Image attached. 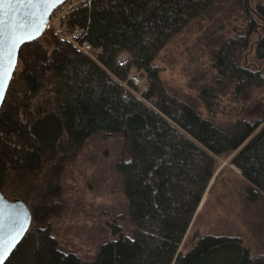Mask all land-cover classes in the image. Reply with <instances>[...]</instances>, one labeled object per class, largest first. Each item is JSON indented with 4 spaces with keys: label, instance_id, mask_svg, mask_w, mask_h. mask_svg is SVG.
Returning <instances> with one entry per match:
<instances>
[{
    "label": "trees",
    "instance_id": "obj_1",
    "mask_svg": "<svg viewBox=\"0 0 264 264\" xmlns=\"http://www.w3.org/2000/svg\"><path fill=\"white\" fill-rule=\"evenodd\" d=\"M217 1L92 0L68 24L88 29V41L101 50L97 61L50 31L21 49L0 110V191L9 200L32 202L33 210L10 264H205L219 251L242 245L238 238L196 233V243L181 251L214 180L217 157L236 153L232 166L264 194V121L218 127L167 89L156 64ZM256 16L264 24V4ZM257 29L251 19L247 33L223 43L214 56L219 78L234 83L238 93L264 86V73L238 60ZM255 53L264 61V34ZM124 54L128 60L121 64ZM132 71L145 75V90ZM98 134L124 138L130 160L118 170L134 231L83 263L59 250L48 221L63 210L59 168L66 154ZM259 192L251 189L249 201L256 203L252 197ZM237 264H264V256L253 257L246 248Z\"/></svg>",
    "mask_w": 264,
    "mask_h": 264
},
{
    "label": "rangeland",
    "instance_id": "obj_2",
    "mask_svg": "<svg viewBox=\"0 0 264 264\" xmlns=\"http://www.w3.org/2000/svg\"><path fill=\"white\" fill-rule=\"evenodd\" d=\"M259 4H264V0H218L203 18L174 39L156 62L167 89L220 128H230L238 121L251 125L264 121V86L238 93L234 83L221 80L214 68V56L220 46L245 35L250 20L256 19L258 29L251 37L250 48L238 53V60L242 66L264 73V61L255 53L256 43L264 34V24L256 16ZM47 37L42 42L49 45ZM127 60L125 54L119 58L121 64ZM130 76L145 90L143 73L132 71ZM235 155L228 153L216 158L214 180L181 251L185 253L196 243V233L199 237L238 238L242 245L219 251L205 264H237L246 248L253 257L264 256V194L232 166ZM129 160L122 135L107 138L98 134L80 149H69L64 166L59 168L63 210L48 221L62 253L92 263L106 243L121 236L133 237L129 203L118 170L121 163ZM251 189L259 192L257 199L252 197L256 203L249 201ZM26 204L32 211V202Z\"/></svg>",
    "mask_w": 264,
    "mask_h": 264
},
{
    "label": "snow or ice",
    "instance_id": "obj_3",
    "mask_svg": "<svg viewBox=\"0 0 264 264\" xmlns=\"http://www.w3.org/2000/svg\"><path fill=\"white\" fill-rule=\"evenodd\" d=\"M64 0H0V103L12 79L19 46L36 37L50 9ZM28 226V216L6 211L0 197V264H10Z\"/></svg>",
    "mask_w": 264,
    "mask_h": 264
},
{
    "label": "built area",
    "instance_id": "obj_4",
    "mask_svg": "<svg viewBox=\"0 0 264 264\" xmlns=\"http://www.w3.org/2000/svg\"><path fill=\"white\" fill-rule=\"evenodd\" d=\"M92 0H68L61 5L47 23L46 30L53 32L61 41L73 45L93 61H97L101 50L88 41V29L69 27L73 13L81 8H91Z\"/></svg>",
    "mask_w": 264,
    "mask_h": 264
},
{
    "label": "water",
    "instance_id": "obj_5",
    "mask_svg": "<svg viewBox=\"0 0 264 264\" xmlns=\"http://www.w3.org/2000/svg\"><path fill=\"white\" fill-rule=\"evenodd\" d=\"M66 1H68V0H64V2H63L62 4H58V5L54 6V7H52V8L50 9L48 15L45 17V21H44V24H43V27H42L41 31H40L39 33H37L36 37L33 38L31 41H26L25 43H23V44H21V45L19 46V48H18V50H17V56H16V67H15V70H14V73H13V76H12V79H11V81H10V83H9V86H8V88L6 89L5 98H6V96H7V93H8L9 87H10V85H11V82H12V80H13V78H14V75H15V73H16V71H17V68H18L19 55H20V51H21V49H22L25 45H28V44L34 43V42H36V41H39V40L42 38V36H43V35L45 34V32H46V26H47V23L49 22V20H50V18H51V15H52V14H53V13H54V12H55V11L61 6V5H63ZM4 101H5V99H4ZM4 101H3L2 103H0V110H1V108H2V106H3V104H4ZM0 197L3 198V202H4L5 206H6V211H15V212H19V213H21V214L26 213L27 216H28V226H27V228H26V231H25L24 234L22 235V238H21L20 242L18 243V245H19V244L21 243V241L24 239V237L26 236V234H27V232H28V230H29V227H30V224H31V221H32V211H31V209L27 206V204H26L24 201H22V200L11 201V200L7 199V198L3 195V193H2L1 191H0ZM18 245H17V247H18ZM15 250H16V249H15ZM15 250H14V251H15ZM11 256H12V254H11ZM11 256H10V257H11ZM6 262H7V261H6Z\"/></svg>",
    "mask_w": 264,
    "mask_h": 264
}]
</instances>
